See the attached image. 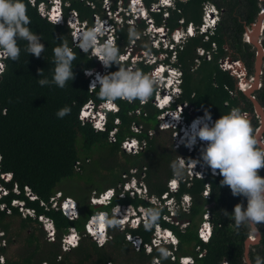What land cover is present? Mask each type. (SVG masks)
<instances>
[{
	"label": "trees",
	"instance_id": "1",
	"mask_svg": "<svg viewBox=\"0 0 264 264\" xmlns=\"http://www.w3.org/2000/svg\"><path fill=\"white\" fill-rule=\"evenodd\" d=\"M35 0L32 5L30 0H23L30 17L29 25L32 32L42 37L45 45L44 53L39 58L24 51L25 41H19L21 48L20 58L17 62L5 61V68L0 74V182L9 190L1 200L10 209L9 212L0 208V230L4 233L6 246L0 252L6 257L5 264H150L154 258L159 261L157 248L151 254H146L144 249H133L131 243L125 240L129 232L138 236L144 243L151 239L152 229L145 230L143 226L136 229L118 228L110 230V240L99 247L88 236L84 235V224L89 217L99 210H107L116 205H129L133 207L159 206L149 203L145 198L130 196L126 193L124 198L114 197L107 205H92L84 198L77 196L78 216L75 219H66L60 211L50 207L49 199L58 190V185L65 180H78L88 184L94 193L104 191L101 184L107 189L117 187L135 176L146 185L148 196L156 197L167 192V182L174 178L170 167L172 161L179 157L178 151L185 160L200 156L198 151L188 154L184 146L173 148V136L164 132L171 131L159 128V114L161 113L154 104L152 97L143 104L139 100L132 103L126 100L115 101L118 111L106 112L107 122L104 131L94 130L90 124L83 123L78 115L81 107L92 101L97 107L99 85L97 89H88V78L84 71L88 69L102 70L94 57L74 48L71 42L70 29L67 25H55L43 18L37 11L39 2ZM110 11L115 12L117 7H127L128 0H109ZM157 0H142L146 9ZM213 3L220 11V20L209 39L196 35L187 38L174 50L175 62L171 63L170 50L154 49L146 28L148 23L141 17L135 18L130 24L126 18L119 24L115 23L114 40L120 48V54L127 52L131 42L127 39V32L134 27L138 38L132 44L129 60L121 62L125 67H134L150 75L152 65L146 63L150 54L158 56L165 53L164 63L181 70V94L178 103H186L183 113L189 121L196 115H203L205 110L211 113L213 119L229 114L232 109L253 114L254 105L250 97L236 87L237 79L224 71L219 66V60L229 58L240 60L247 69V74L254 71L256 51L252 44H247L243 36L247 27H252L261 11L260 0H187L181 2L174 0V6L164 10L163 13L148 11V17L157 27H163L168 33L182 26L192 23L199 25L202 16V4ZM104 0H62L64 19L69 12L74 10L81 23L90 27L94 18H107V11L102 7ZM123 16V14H121ZM66 41L73 47L76 59L73 61L75 78L61 89L55 85L40 86L38 79H52L53 75V49ZM215 45V50H213ZM261 45L264 49V29ZM204 48L211 52V58L197 59V49ZM136 59L132 62L131 59ZM261 74V86L252 94L264 110V57ZM38 69L43 70V76L38 75ZM108 72L118 70L117 65L107 68ZM107 72V73H108ZM155 92V91H154ZM71 109L70 114L62 119L56 113L64 108ZM139 112L136 114L135 111ZM119 121L114 124V120ZM254 131L259 127L255 118H247ZM140 128L134 132L132 126ZM114 133L115 141L110 139V132ZM153 132V133H152ZM255 133V132H254ZM264 138V131L262 132ZM128 137H137L146 142L143 150L135 154L126 153L121 149V142ZM94 156H99L86 169L85 165ZM200 158L197 157V160ZM199 165H201L199 163ZM99 166L101 168L99 169ZM219 171V170H218ZM83 172V173H82ZM133 172V173H132ZM12 173V179L5 181L1 174ZM264 177V169L259 171ZM124 176V177H122ZM97 179V181H96ZM222 176H213L205 171L202 177L189 176L177 178L180 182L179 190L175 194L177 202L181 195L190 196L188 210L177 207L173 212L174 221L167 223L162 219L166 213L163 209L158 224L172 230L178 240L176 248L171 251L167 261L162 264H179L180 256H191L195 264H246L245 241L251 234L248 228L237 229L234 220L224 215V211L231 214L238 203L247 207V200L243 196H233L227 186H220ZM208 186V198L202 194L205 185ZM17 185L19 193L14 191ZM26 187L37 198L31 202L26 195ZM58 190V191H57ZM66 196V195H65ZM13 199L23 200L26 208H33L37 215L49 217L55 227L53 239L42 230L40 222L29 215H22L18 206H13ZM40 200L46 206H40ZM224 210V211H222ZM209 215L211 235L206 243L198 237L199 224L203 215ZM179 224H186L180 227ZM260 234L259 241L249 247L248 257L251 264H255L257 256L264 258V223L257 225ZM74 228L79 233L78 246L61 252L60 242L63 236ZM19 244L23 250L21 255H14L8 246ZM169 250L172 247H167ZM58 257H60L58 259ZM174 260H173V259Z\"/></svg>",
	"mask_w": 264,
	"mask_h": 264
},
{
	"label": "clouds",
	"instance_id": "2",
	"mask_svg": "<svg viewBox=\"0 0 264 264\" xmlns=\"http://www.w3.org/2000/svg\"><path fill=\"white\" fill-rule=\"evenodd\" d=\"M130 1H133L132 9H138L143 4L142 0H128L127 7H122L126 11L129 9L131 11ZM158 1L159 0L156 2ZM262 2L264 3V1ZM40 3H43L46 6L45 12H48L49 14V7L53 6L52 0L39 2L37 4V11L38 5ZM172 7L173 5L167 6V8ZM59 10L60 9L57 8V12ZM126 11L120 12L123 14L121 17L127 18L125 16ZM38 13L43 18L48 20V15L44 14L43 11L42 14L39 11ZM66 20L67 19H64L63 16L62 21L58 24H55L50 20L48 21L55 25L65 24L68 26ZM109 22L113 25L116 23L113 21V18H111ZM30 23L31 20L27 15V7L23 0H0V60L10 59L11 61L17 62L21 54L19 41L26 42L24 51L28 55L31 54L39 58L41 54L44 53L45 45L41 42L42 37L39 34L31 31L29 27ZM68 28L70 30L72 29V27L70 28L69 26ZM110 30L111 26H106V22L102 24L98 23L93 27L91 25L90 27L78 30L73 34V40L71 38L74 48H78L81 52L89 54L91 58L94 57L102 67V70H96L97 72L95 73V79L92 81L90 88L88 86V89L95 90L97 89V85H99V92L97 94L98 98L108 103H114V109L109 111L101 110L105 116L106 112L116 113L118 111L117 105L115 103L117 99L126 100L129 103L139 100L143 104L146 103L154 93L153 101L156 102L157 92H161L162 95L164 93L173 94V90L177 89V87L181 89V84H177L174 74L168 72V67H166L169 65L168 63L163 62L162 64L161 61L157 60L152 65L151 71H153L154 68L159 65V63L162 64L161 75L159 77H156L153 74H145L141 70H138L134 67L123 66L121 63L122 57L120 54V48L115 43V40L109 35L108 32ZM138 35L139 34L136 29L134 27H130L127 32V39L129 41H134L138 38ZM73 47H69L68 43L62 40L61 44L53 49L54 69L52 79H38L40 86L43 87L46 85H55L56 87L63 89L68 85L69 81L74 80L75 73L73 72V61L76 59V54L73 51ZM153 48L156 50H169L167 48H162V45L159 47L154 46ZM171 50L172 49H170V51ZM127 60H129V57L125 59V61ZM112 65H117L118 70L115 72L106 73L105 69L110 68ZM3 67L4 66L0 64V74L3 72ZM94 71L95 70L93 69H88L85 71L84 75H88L86 77L89 78V76L93 75ZM38 75L40 77L43 76L42 69H38ZM161 83L162 86H160ZM154 106L161 112L175 108L171 98L162 108L156 105ZM70 112L71 109L66 106L60 109L56 115L58 118L62 119L64 116L70 114ZM94 115L95 118L90 117L92 119L86 122L90 124L94 130L104 131L106 127L107 116L104 117V115ZM93 120H95V123L96 121H104L103 127L96 128ZM176 128H178L177 131L180 134V137H178V134H175V137L174 134H172L174 142L176 140L178 144V142L181 141L178 146H184L188 154H193L195 151H198L200 156L197 157L200 159L197 160V157L194 156L193 158L186 161L184 158L179 156L178 159L172 161L170 167L173 171L174 178H183L189 168L193 169L195 172L201 171L202 173H205V171H208L213 176H222L223 179L220 181L221 187L227 186L230 188L234 197L243 196L247 200L246 208H244L243 204L238 203L234 206V210L231 214L222 210L224 211V215L234 220V225L237 229L242 226L249 229L251 234L247 237V239H250L252 233L258 234L257 225L264 223V177L259 175V171L264 169V141L257 139L246 114L242 113L239 109H232L229 114L222 115L220 118L215 120L212 118L211 113L205 110L204 116L198 117L196 120H194L188 130H180V124L177 125ZM258 129H256V131ZM170 130L173 131V129ZM130 138L133 139V142H135V149L141 146L142 140H139L137 137ZM192 162H195V164H186ZM199 163L201 165H199ZM194 176L202 177L197 176L196 173H194ZM175 183L176 190L170 191L167 182V192L161 195L159 199V206H153L150 208L143 206L136 208L134 207L136 210L135 215H131L130 212H126L125 210L127 208H122L123 212L121 211V213L116 212L117 206L126 207V205L113 206L110 209V212L107 210H99L95 212L98 213L96 224L93 227L88 222V219L84 224V235L93 240L97 246L102 247L110 240V230L112 229H136L139 226H143L145 230L152 229L151 239L148 243H144L141 238L134 236L129 232L125 234V240L130 242L131 245L133 244L135 247H137L136 250L143 248L146 254H151L153 250L157 248L159 258L158 264H162L163 261H167L169 259L170 255L172 254L171 251H173L178 244V240L170 228L163 227L158 224L163 211L161 207L166 209V213L162 215V219H164L167 223H174L176 225L177 223L173 219L175 216L173 212L177 209V207L184 210L183 208L186 204L185 201L189 200V206L191 202V198L188 194L181 195L179 202H177L178 200H176L175 194L179 190L180 182ZM144 186L146 187L141 179L132 176L128 181L123 182L117 187L110 188L111 192L108 201L97 202L95 204H92L90 201V203L92 205L107 206L114 197L124 198L126 193H128L130 196H132L131 193H133L134 196L137 195L144 198ZM54 209L60 211L66 219L72 220L63 212L62 208L57 207ZM73 209V214H75L77 211L76 205L73 207ZM172 210L173 212L171 213ZM78 213L79 210L77 211V214ZM166 217L169 218L166 219ZM36 219L40 222L42 227V221H40L38 218ZM204 223L205 230L210 237L211 223L209 221V215H203V220L199 224L198 228V237L200 241L206 243L209 240V237L207 241H204L199 236V230L201 227H203ZM179 226L184 227L185 224H179ZM2 240H5V238L4 235L0 234V248L6 246V242L5 245H2ZM77 246L78 243L71 248ZM147 246L150 247L149 251H147ZM169 246L172 247L171 250L167 248ZM61 252L64 251L61 249ZM1 255L4 256V259L2 260L0 257V264H5L6 257L0 252V256ZM152 262L150 264H152ZM178 263L195 264V261L191 256H180L178 258ZM255 264H264V258L257 256L255 258Z\"/></svg>",
	"mask_w": 264,
	"mask_h": 264
},
{
	"label": "built area",
	"instance_id": "3",
	"mask_svg": "<svg viewBox=\"0 0 264 264\" xmlns=\"http://www.w3.org/2000/svg\"><path fill=\"white\" fill-rule=\"evenodd\" d=\"M31 4L34 5L35 4V0H30ZM174 0H159L158 2L152 3L149 7V9H146L144 7V5L142 4L140 8H136V9H132V2L130 1V7H131V11L129 10H125L122 8V6L117 7V9H119L118 14L115 15V17H111L112 13L115 12H111L110 11V1L109 0H104V4L107 5V12L110 13L109 17L107 16L106 19H101L99 17L96 16V18H94V20H97L99 22L105 23L106 22V26H111V30L108 32L109 35L111 36L112 39H114L115 36V25H113L112 23L109 22V20L111 18H113V21H115L116 23H120L121 21H123V17H121V11H126L125 12V16L127 23H132L134 21L135 18L138 17H142L143 19L146 20V22L148 23V27L146 28V35L148 36V39L150 41V44L152 47L156 46L159 47L161 44H164L162 48H167V49H172V54L170 57V61L171 63L175 62V58H174V50L176 46H180L183 42H185V40L188 37H192V36H196V35H201L203 36L204 40H208L209 36L212 34L213 30L215 29L217 23L220 20V11L219 9L211 2H204L202 4V16H201V23L199 25H194L192 23L187 24L185 27L182 26L183 21L180 20L179 23L181 24V27L175 29L173 32L168 33L167 30L163 27H157L153 24L152 20L148 17L149 12L148 11H152V12H161L163 13V17H166V12H164L165 9H167V6L169 5H173L174 6ZM181 2H186L187 0H178ZM53 2V6L49 7V14L48 12H45V5L43 3H40L38 5V11L42 14V11L44 12V14L48 15V20H50L51 22L58 24L62 21L63 19V11L61 9L62 7V0H52ZM103 4V5H104ZM134 6V5H133ZM57 8L60 9L57 12ZM141 15V16H140ZM131 21V22H129ZM66 23L68 24V26L72 29L70 30V36L73 40V34L75 32H77L78 30L82 29V28H87L89 27L87 23H81L77 17V14L74 10H71L69 12V15L67 17ZM98 23H94L92 24V27L95 26ZM246 35V34H244ZM262 37V35H260ZM247 37V36H246ZM164 38V39H161ZM167 39V42L166 40ZM244 41L246 43L249 42V38L247 37V41L244 39ZM260 42V41H259ZM134 42H131V46H129V48H127V52L124 54H121L122 60L121 62H124L125 59H127L129 57V53L132 50V44ZM213 50H215V45H213ZM262 51L264 52V49L262 48ZM197 59H195V63L198 64L199 63V59L201 57H204L205 59H210L211 58V52L210 51H206L204 48H198L197 51ZM165 55V56H164ZM166 54H160L158 56L156 55H152L150 54L146 60V63H148L149 65H153L157 60L161 61L163 64V59H165ZM152 59V60H151ZM132 62L136 61V59L132 58L131 59ZM228 60L231 61V63H228ZM219 66L222 70L224 71H228L229 74L233 77H235L237 79V84L236 87L238 90L244 91L246 88H249L250 84L254 82V78H251V81L248 80L247 78V72H246V68L244 66V64L240 61V60H231L229 58H223L221 60H219ZM0 64H2L3 67V71L5 68V61L4 60H0ZM162 64L159 63V65L157 67L154 68L153 71L150 72V75L153 74L156 77H159L161 75V70H162ZM165 66V65H164ZM230 66V67H229ZM166 67H168V72L169 73H173L174 77H175V81L177 82V84H181V70L178 67H173L171 65H167ZM236 67V69L234 68ZM86 71V70H85ZM84 71V73H85ZM97 71L95 70L93 75L89 76V82H88V86L90 88V85L92 83V81L95 79V73ZM105 72L107 73L108 70L105 69ZM99 73V72H98ZM262 74V72H261ZM88 76V75H86ZM244 82V84H247L248 86L246 88L241 87V84ZM257 89L260 88L261 86V81L257 80ZM160 86H162V83L160 84ZM91 90V89H90ZM180 94H181V89L179 87H177V89L173 90V94L171 93H164L162 95L161 92H157V99L156 102L153 101V104L162 108L167 101L171 98L172 102L174 103L175 108L171 109V110H164L163 112L160 113L158 119H159V128L161 129H173V132L175 133V129L177 127V125H181L180 130L182 129H186L188 130V128L190 127V125H192L193 121L196 120L198 117H203V115H196L194 116L192 119H190L189 121L187 120V118L185 117V115H183V111L186 108V103H178V99L180 98ZM252 98H254L252 96ZM140 104H142L140 102ZM115 105L114 103H108L106 101L100 102L98 104V106L96 107L95 104L92 101H88L87 103H85L80 111H79V119L83 122L86 123V121L95 118L94 114L97 115H104L103 111L101 110H112L114 109ZM139 111L136 110L135 113L137 114ZM247 115V114H246ZM257 115V114H256ZM92 117V118H90ZM103 117V116H102ZM104 117H106L104 115ZM256 117L259 118V116L257 115ZM93 123H95V120H93ZM119 121L117 119L114 120V124H118ZM104 121H96L95 123V127L96 128H101L103 127ZM132 130L134 132H139L140 128L137 127L136 125L132 126ZM116 132V129H113L109 136L110 139L112 141H115L114 139V133ZM177 136V135H176ZM261 141H264V139H261ZM181 143L178 142L177 146ZM146 142L143 140L142 144L140 147H138L137 149H135V142H133V139H131L130 137L124 139L121 142V149L126 152V153H130V154H135L137 152H139L140 150H143V148L145 147ZM1 153H0V162H1ZM193 164H195V162H192ZM0 173H1V169H0ZM194 173H196L197 176H203L204 173H202L201 171L199 172H195L193 171V169H188L187 170V174L189 176H194ZM201 175H200V174ZM2 178L5 181H9L12 179V173H3L1 174ZM178 182L177 178H173L171 180L168 181V186H169V190L170 191H175L176 190V183ZM144 184V183H143ZM127 186V185H126ZM205 189L203 190V196L205 198H208V186L207 184L205 185ZM27 193L26 195L31 199V202L36 201L37 197L30 192V189L28 187L25 188ZM14 191L16 193H19V189L17 187V185H15L14 187ZM146 187L144 186V190L143 192H145L144 198L154 204V205H159L160 202L156 197L153 196H148V193L146 192ZM110 192L111 189H107L105 191H102L100 193H92L91 197L89 198V200L91 201L92 204H95L97 202H105L108 201L109 197H110ZM9 193V190L3 185L2 182H0V200ZM132 196H134L133 193H131ZM122 196V195H121ZM49 202L51 204L50 207L52 208H57L60 207L62 208L63 212L69 216V218L74 219L76 218L77 211H78V204L77 202L69 197V196H62L60 192H56L54 194V196L52 198L49 199ZM186 204L184 206V210H188L189 207V200L185 201ZM11 204L13 206H18L22 212V215H29L31 216V218H38L40 221H42V229L43 231L49 236L50 239H53L54 235H55V229H54V225L51 221V219L43 214L41 215H37L35 210L33 208H26L25 207V202L23 200H19V199H13L11 201ZM40 206L45 207L46 203L42 200H40L39 202ZM76 205L77 211L75 214L74 213V209L73 207ZM0 208L1 209H5L7 210V212H9V208L5 203H1L0 204ZM47 208V206H46ZM122 208H127L125 211L128 212L127 210L129 209L130 214L131 215H135L136 214V210L134 209V207L132 206H117L116 207V212L117 213H121V210H123ZM23 212H25V214H23ZM173 212V210L171 211V213ZM97 214L98 213H94L93 215H91L89 217L88 222L90 223V225H92L93 227L96 224V219H97ZM206 216V214H205ZM169 217H166V219H168ZM205 223L203 224V227H201V229L199 230V236L204 240L207 241L209 234L207 233V231L205 230ZM250 239H254L252 238V236H250ZM155 240V239H154ZM153 240V241H154ZM79 241V236L77 231L74 228H70L69 231L64 235V237L62 238L61 241V249L62 251H68L71 247L77 245ZM5 240H2V245H5ZM150 250V247L147 246V251ZM2 258V260L4 259V256L1 255L0 256ZM60 257H58L59 259ZM41 264H47L46 262H43ZM152 264H158V260L154 259V261L152 262ZM226 264V263H223Z\"/></svg>",
	"mask_w": 264,
	"mask_h": 264
},
{
	"label": "rangeland",
	"instance_id": "4",
	"mask_svg": "<svg viewBox=\"0 0 264 264\" xmlns=\"http://www.w3.org/2000/svg\"><path fill=\"white\" fill-rule=\"evenodd\" d=\"M106 6L107 5H103L102 7H104L106 10H107V8H106ZM263 6V5H262ZM118 12H119V9H117L116 10V12L115 13H112V15H111V17H115V15L116 14H118ZM109 14L110 13H108L107 12V16L109 17ZM96 18V17H95ZM129 22H131V21H129ZM94 23H100L101 24V22H99V21H97V20H94ZM251 27H247L246 28V31H251ZM161 39H164V38H161ZM243 39H245L246 41H247V37H246V35H244L243 36ZM250 39V38H249ZM258 39L259 40H261L262 39V37L261 36H259L258 37ZM166 40V42H167V39H165ZM162 45V47H163V45L164 44H161ZM253 45V44H252ZM253 48L255 49V50H257V46H253ZM262 51V50H261ZM256 53V52H255ZM262 58L264 57V52L262 51ZM165 56V55H164ZM152 60V59H151ZM262 68H263V62H262V64H261V69H260V71L262 72ZM255 69V68H254ZM260 71L257 73V76H258V78L260 77V75H261V73H260ZM254 75H255V70L253 71V74H251V75H248L247 74V78H248V80L249 81H251V78H252V76H253V78H254ZM257 78V79H258ZM259 80V79H258ZM260 81V80H259ZM255 90H257V88L255 89ZM255 90H253V92L255 91ZM251 94H252V92H251ZM248 95V97H250V96H252V95ZM256 114V113H255ZM257 120H259L258 121V123H259V127H260V117L258 118L257 117ZM258 127V128H259ZM179 128V127H178ZM178 128H176L175 129V133L171 130V131H167V132H164L163 133V136H167V134L166 133H168V134H170L171 135V138H172V134H174V137H175V134H178V137H180V134L178 133ZM257 128V129H258ZM258 131V130H257ZM264 131V129L262 130V132ZM260 133V137H259V140H261V137H262V134L263 133ZM153 133V132H152ZM256 133V132H255ZM254 133V134H255ZM168 137V136H167ZM174 144L175 145H173V148L174 147H176L177 146V142H176V140H175V142H174ZM183 152V150L182 151H178V153H179V156L180 157H182V158H184L185 159V157H183V156H181V153ZM99 158V156H94L92 159H90V161L85 165V168L87 169L89 166H90V164L95 160V159H98ZM176 159H178V156L176 157ZM194 160H196V159H194ZM186 164H189V165H192L193 163H186ZM188 165V166H189ZM101 168V166H99V169ZM83 173V172H82ZM122 177H124V176H122ZM96 181H97V179H96ZM101 186H102V188L104 189V190H107V186L104 184V183H102L101 184ZM110 189V188H109ZM58 190L60 191V193H61V195L64 197L65 195L66 196H69V197H72V198H74L77 202H78V199L76 198L77 196H80L81 198H84V200L87 202H89L90 203V200H89V198L91 197V195H92V193H94L93 191H91L90 189H89V186H88V184H86L85 182H83V181H78V180H65V181H62L59 185H58ZM57 190V191H58ZM91 204V203H90ZM122 212H123V210H121ZM128 212H130L129 211V209L127 210ZM23 214H25V212H23ZM186 225V224H185ZM0 234L1 235H4V233L0 230ZM252 238H255V235H254V233H252ZM257 240V239H256ZM254 244H256V243H254ZM254 244H250L249 246H252V245H254ZM131 247L133 248V249H135L136 250V248L137 247H135L133 244L131 245ZM8 249L11 251V253L12 254H14V255H21L22 253H23V250L22 249H20L19 248V244H13V245H10V246H8ZM247 251H248V253H249V247H247Z\"/></svg>",
	"mask_w": 264,
	"mask_h": 264
},
{
	"label": "water",
	"instance_id": "5",
	"mask_svg": "<svg viewBox=\"0 0 264 264\" xmlns=\"http://www.w3.org/2000/svg\"><path fill=\"white\" fill-rule=\"evenodd\" d=\"M264 1V0H262ZM251 31H245V34L249 39V42L250 44H253L254 46H257V54H256V57H255V63H254V70H255V75H254V82L250 84L249 88H246L244 92L247 96L251 94V92L253 90H255L257 88V80L259 79L258 76H257V73L260 71L261 69V64H262V45H261V40L258 39V37L260 35H262L263 33V29H264V12L261 11L258 16H257V19L255 21V23L252 25L251 27ZM260 41V42H259ZM228 63L230 64L231 61L228 60ZM261 73V71H260ZM258 78V79H257ZM250 99L252 100L253 102V105H254V111L255 113L260 117V127L258 129V131H256L255 135L257 137V139L259 140V137H260V133L262 132V130L264 129V110L263 108L261 107V105L256 101L255 98H251ZM255 235V238L254 239H246L245 241V251H244V256H245V263L246 264H251L250 262V259L248 257V249L247 247H250L249 245L250 244H254V243H257L260 239V234H259V231H258V234H254ZM257 239V240H256Z\"/></svg>",
	"mask_w": 264,
	"mask_h": 264
},
{
	"label": "flooded vegetation",
	"instance_id": "6",
	"mask_svg": "<svg viewBox=\"0 0 264 264\" xmlns=\"http://www.w3.org/2000/svg\"><path fill=\"white\" fill-rule=\"evenodd\" d=\"M263 5V6H262ZM261 5V11H263L264 10V3ZM260 11V12H261ZM247 44H250V43H247ZM254 46V45H253ZM256 54H257V51H256ZM246 68V67H245ZM246 72H247V69H246ZM252 78H253V76H252ZM259 80L261 81V75H260V77H259ZM247 84H244V82L241 84V87H244V86H246ZM252 94H253V91H252ZM251 94V95H252ZM251 98H252V96H250ZM254 97V96H253ZM242 113H244V114H247L246 116H247V118H255L256 120H257V115L255 114V112L253 111V113H254V115L253 114H249V113H246V112H242ZM259 120H257V122H258ZM255 132V131H254ZM261 139H264V138H262L261 137Z\"/></svg>",
	"mask_w": 264,
	"mask_h": 264
},
{
	"label": "bare ground",
	"instance_id": "7",
	"mask_svg": "<svg viewBox=\"0 0 264 264\" xmlns=\"http://www.w3.org/2000/svg\"><path fill=\"white\" fill-rule=\"evenodd\" d=\"M263 12H264V10H263ZM230 67V66H229ZM235 69H236V67H234ZM248 85H246V86H244V88H246Z\"/></svg>",
	"mask_w": 264,
	"mask_h": 264
}]
</instances>
